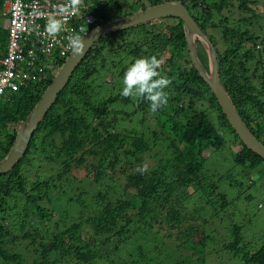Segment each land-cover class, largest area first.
Here are the masks:
<instances>
[{
  "label": "trees",
  "instance_id": "trees-1",
  "mask_svg": "<svg viewBox=\"0 0 264 264\" xmlns=\"http://www.w3.org/2000/svg\"><path fill=\"white\" fill-rule=\"evenodd\" d=\"M86 1L92 29L162 0ZM178 1L215 46L220 82L264 145V25L256 24L258 1ZM4 2L0 53L8 38ZM197 52L207 68L198 41ZM152 55L162 60L158 71L171 81L164 89L167 103L155 113L145 98L120 94L127 67ZM53 77L46 71L0 95V160ZM144 123L150 130L138 129ZM227 141L232 168L209 170L206 161ZM251 170L263 178L264 159L238 138L199 76L180 18H156L106 34L75 67L21 159L0 174V264H28L31 255V264H129L124 250L136 260L131 263L143 262L150 252L147 241L155 248L153 234L180 250H197L216 229L210 221L218 222L231 203L219 182L243 186ZM229 232L227 250L247 263L264 264V239L249 250L251 239L241 225L232 224ZM136 237L144 241L135 244Z\"/></svg>",
  "mask_w": 264,
  "mask_h": 264
},
{
  "label": "water",
  "instance_id": "water-1",
  "mask_svg": "<svg viewBox=\"0 0 264 264\" xmlns=\"http://www.w3.org/2000/svg\"><path fill=\"white\" fill-rule=\"evenodd\" d=\"M162 17H178L182 20L189 56L195 69L198 71L199 76L210 87L219 106L221 107L222 113L234 129L238 138L248 149L252 150L264 159V145L251 133L249 128L243 122L229 95L220 82L217 71V55L215 46L193 19L188 11V8L181 1L162 0L158 4L137 9L131 14L96 25L82 36L84 37L85 43V51L83 55H76L73 51H71L59 67L52 82L47 86L40 100L36 103L32 111L19 126L15 141L7 155L0 160V174L11 170L24 155L33 131L37 128L38 123L45 116L46 112L55 101L58 93L68 82L75 67L100 37ZM5 24L6 23L4 22V26ZM197 41L206 51L208 60L207 68L199 59Z\"/></svg>",
  "mask_w": 264,
  "mask_h": 264
},
{
  "label": "rangeland",
  "instance_id": "rangeland-1",
  "mask_svg": "<svg viewBox=\"0 0 264 264\" xmlns=\"http://www.w3.org/2000/svg\"><path fill=\"white\" fill-rule=\"evenodd\" d=\"M134 1L135 0H128L127 2L133 3ZM257 1L258 4L255 5V8L257 12L261 14V17L256 24L264 25V0ZM89 4L91 3L89 2ZM230 20H234V18L231 17ZM56 72L57 71H54L52 74L55 75ZM109 77L110 76H107V79ZM149 126L147 128L150 130ZM147 128L145 123L138 126L139 130H147ZM151 129H153V127H151ZM225 137L229 140L228 136ZM230 143L231 142L227 141L226 147L212 153L213 156L208 158L206 167L209 170L223 173L226 169L232 168V152L229 150ZM260 176L261 175L257 173L256 170H251L249 176L251 178L247 180L246 183V178L242 179L245 184L239 187H230L226 184L227 180H221L219 182L221 191L226 193L227 199L230 200L231 203L221 211L218 217L219 219H217L218 222L213 220L210 221V226L216 229L210 233V239L203 247L201 246L197 250L190 252L186 250L188 249L186 247V249L180 250L176 247L174 242L165 240L163 236L159 239L157 235L153 234L154 236L152 235L151 238L155 239L152 240L154 241L153 244L155 248L153 249L151 247L152 243L147 241L146 245L150 247V252L143 262L131 263L135 259L130 257L125 250L122 252L123 259H126L128 263L130 262L129 264H252L243 261L240 257L234 256L225 248V244L231 237L229 230L232 224L241 225L243 236L245 235L246 240L251 239L248 246L249 250H251V246L256 244L260 245L261 240L264 239V177L260 179ZM105 184H107V182H105ZM96 188L93 192H96ZM63 201L64 197L62 199V204L67 207V198H65V202ZM193 206L194 204L191 203L190 207ZM75 208V205L69 207L70 211L73 213L77 211ZM141 241H144L142 237L135 238V244H139ZM24 255L29 256L31 254L24 252L23 256ZM31 262L32 255L29 258L28 264H31Z\"/></svg>",
  "mask_w": 264,
  "mask_h": 264
},
{
  "label": "built area",
  "instance_id": "built-area-1",
  "mask_svg": "<svg viewBox=\"0 0 264 264\" xmlns=\"http://www.w3.org/2000/svg\"><path fill=\"white\" fill-rule=\"evenodd\" d=\"M63 0H5L3 13L7 29L6 50L0 53V95L17 91L35 80L38 74L54 72L58 61L72 51L67 46L66 36L77 32L81 36L93 23V14L88 12L91 4L82 0L78 12L69 15L63 31L49 37L45 33L46 19L35 11L51 12L52 5Z\"/></svg>",
  "mask_w": 264,
  "mask_h": 264
},
{
  "label": "clouds",
  "instance_id": "clouds-1",
  "mask_svg": "<svg viewBox=\"0 0 264 264\" xmlns=\"http://www.w3.org/2000/svg\"><path fill=\"white\" fill-rule=\"evenodd\" d=\"M81 5L82 0H63L62 3L52 5L53 10L51 12L44 13L37 10L34 14L45 17V33L49 37H55L63 31L67 17L78 12ZM66 40L67 46L74 54L83 55L85 51L84 37L73 32L66 36ZM161 64L162 60L158 59L156 55L135 59L123 74V87L120 94L124 97L145 98L150 102V110L155 113L167 103V93L164 89L171 83L166 76H161L158 71Z\"/></svg>",
  "mask_w": 264,
  "mask_h": 264
}]
</instances>
